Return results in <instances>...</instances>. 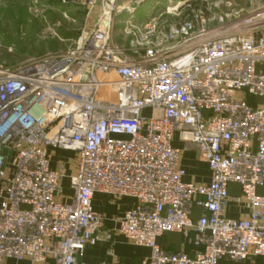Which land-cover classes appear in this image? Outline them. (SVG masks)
<instances>
[{"label":"built area","instance_id":"obj_1","mask_svg":"<svg viewBox=\"0 0 264 264\" xmlns=\"http://www.w3.org/2000/svg\"><path fill=\"white\" fill-rule=\"evenodd\" d=\"M104 2L87 0L86 18ZM130 6L114 0L65 50L0 66V264H85L83 250L112 237L95 193L133 200L117 232L149 249L143 264L264 258V102L247 100H264V5L169 23H137ZM122 10L124 43L112 31ZM174 134L208 183L183 181ZM57 151L70 155L54 161ZM231 199L246 217H225ZM165 233L193 256L163 249Z\"/></svg>","mask_w":264,"mask_h":264},{"label":"rangeland","instance_id":"obj_2","mask_svg":"<svg viewBox=\"0 0 264 264\" xmlns=\"http://www.w3.org/2000/svg\"><path fill=\"white\" fill-rule=\"evenodd\" d=\"M87 0H0V66L14 68L22 61L46 52L65 50L74 45L81 31L92 28L97 14L86 18ZM250 0H116L119 9L128 5L137 18H154L157 22H174L190 10L205 15L225 12L231 8H246ZM253 6H263L264 0H251ZM190 4L189 7H183ZM178 6V7H177ZM178 8L181 15H177ZM181 8V9H179ZM99 14V13H98ZM128 17L122 10L113 17V36L125 40L123 27ZM264 72V64L257 66ZM149 110L145 112L147 115ZM70 153L57 151L54 161L66 159ZM70 168L72 166L70 164ZM69 192L68 178L63 180Z\"/></svg>","mask_w":264,"mask_h":264},{"label":"crops","instance_id":"obj_3","mask_svg":"<svg viewBox=\"0 0 264 264\" xmlns=\"http://www.w3.org/2000/svg\"><path fill=\"white\" fill-rule=\"evenodd\" d=\"M134 20L137 23L147 20L148 18H137L134 14ZM129 18V15L127 19ZM126 19V20H127ZM125 21V20H124ZM123 42L121 40H118ZM252 102H264L263 99L251 98ZM172 146L180 150L179 165L184 170L183 181L195 183H208L210 180V171L205 162L200 160L196 151L189 146H185L174 134ZM55 164L53 163V166ZM230 195L237 196L239 190L236 185H229ZM257 193L264 195V182L257 188ZM70 192L66 191V196ZM133 205V200L128 197L115 199L110 195L95 193L92 198V209L103 217V227L111 233V239L101 238L95 246L86 247L79 259L85 264H98L100 262H113L117 264H143V261L149 256V249L143 246H137L124 238L117 232L118 219ZM238 204L230 200L225 209L224 215L227 218L239 219L247 216V210L239 211ZM195 218L198 217L200 210L194 208ZM157 242L163 249L170 252L184 251L189 256H193L194 248L184 240L183 236L178 233H165L157 239ZM22 264H27L23 262Z\"/></svg>","mask_w":264,"mask_h":264},{"label":"trees","instance_id":"obj_4","mask_svg":"<svg viewBox=\"0 0 264 264\" xmlns=\"http://www.w3.org/2000/svg\"><path fill=\"white\" fill-rule=\"evenodd\" d=\"M247 100L249 103H254L251 101V97H248ZM193 215H194V217H196L194 214V211H193ZM221 264H264V258L252 256V257L247 258L246 260H244L240 263H234V262H231L228 260H222Z\"/></svg>","mask_w":264,"mask_h":264},{"label":"water","instance_id":"obj_5","mask_svg":"<svg viewBox=\"0 0 264 264\" xmlns=\"http://www.w3.org/2000/svg\"><path fill=\"white\" fill-rule=\"evenodd\" d=\"M113 2H114V0H105V2L103 3V5H102V7H101V11L99 12V14H98V16H97V19H96L94 25L92 26V28H91L89 34H91V33L95 30V28H96V26H97V21H98V19L103 15L104 12H106V11L109 10V8H110L111 5L113 4Z\"/></svg>","mask_w":264,"mask_h":264}]
</instances>
